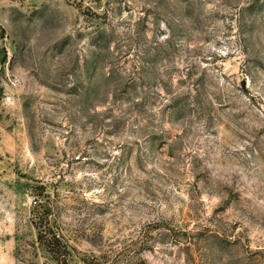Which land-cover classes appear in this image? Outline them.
Instances as JSON below:
<instances>
[{"label": "rangeland", "instance_id": "obj_1", "mask_svg": "<svg viewBox=\"0 0 264 264\" xmlns=\"http://www.w3.org/2000/svg\"><path fill=\"white\" fill-rule=\"evenodd\" d=\"M0 264H264V0H0Z\"/></svg>", "mask_w": 264, "mask_h": 264}]
</instances>
